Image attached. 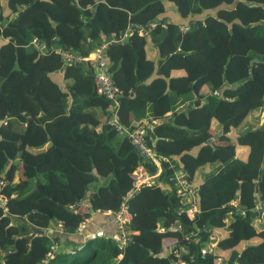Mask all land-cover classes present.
<instances>
[{"label":"trees","instance_id":"16d2710c","mask_svg":"<svg viewBox=\"0 0 264 264\" xmlns=\"http://www.w3.org/2000/svg\"><path fill=\"white\" fill-rule=\"evenodd\" d=\"M77 5L0 0V264H264V228L254 225L256 206L264 210V0ZM131 25L126 40L106 49L118 116L128 129L150 118L148 145L169 162L155 184L127 199L123 249L110 237L76 243L71 236L92 213L119 208L138 167H156L106 124L109 103L82 65L64 66L29 41L87 55ZM175 166L199 181L192 220L177 213L185 206L168 182ZM36 227L55 231L26 241ZM207 241L213 251L201 258ZM171 242L180 258L163 256Z\"/></svg>","mask_w":264,"mask_h":264},{"label":"built area","instance_id":"2783aa9c","mask_svg":"<svg viewBox=\"0 0 264 264\" xmlns=\"http://www.w3.org/2000/svg\"><path fill=\"white\" fill-rule=\"evenodd\" d=\"M73 2L78 7V0H73ZM133 27H135V25L128 27L127 30L118 38H114L113 36L105 38L97 44L96 48L92 52L87 55L77 54L61 47H47L44 42L38 40L37 38H32L29 41V45L36 49L39 54H46L48 52L57 54L61 58L64 66L82 65L85 69L84 72H86L93 80L96 94L103 97L109 103L108 108L106 109V124L113 128L119 136L128 139L132 147L143 158L151 161L156 167V172L153 174L148 173L142 167H138L134 172L135 177L132 190L123 198L122 203L115 212H107L113 215L115 223L114 232L111 234L110 239L119 249H123L125 247L130 236L129 224L132 216L127 207V199L141 187L155 184L162 170L161 162H169V160L165 158L159 159L148 145L146 139L147 133L152 131V128L148 126V123L143 122L136 125L132 129H128L121 124L118 116V90L114 86L110 74L107 72L106 49L111 43L123 42L126 40L132 32ZM180 30L182 32H186L187 28L181 27ZM138 31L141 36H146L148 32L147 29H140ZM174 168L175 169L173 170L172 175L168 178V182L170 183L175 195L179 197L181 204L185 206L184 208L179 209L177 213H185L186 216L192 220L197 213V187L188 179L180 167L175 166ZM3 186L4 183L0 181V188ZM0 204L2 206L5 205V197L1 194ZM235 205L236 203H233V206ZM260 209L261 206L257 205L255 211ZM240 214H243V212ZM173 228L182 232L179 225H174ZM160 231L163 232L164 229L162 228ZM214 237V234H210L211 239ZM183 240L186 244L193 243L191 237L188 235H184ZM55 248V245L50 247V251L47 253V259L51 258L52 252ZM213 248L214 243L212 241L203 242L200 249L201 258H204V256L208 253H212ZM168 255H171L173 258H180L181 253L172 248L168 252ZM178 264H183V262ZM215 264L224 263L221 260H216Z\"/></svg>","mask_w":264,"mask_h":264},{"label":"crops","instance_id":"0c3cea01","mask_svg":"<svg viewBox=\"0 0 264 264\" xmlns=\"http://www.w3.org/2000/svg\"><path fill=\"white\" fill-rule=\"evenodd\" d=\"M166 17L172 18L175 22L179 21L178 18H176L175 15H173V13H168L166 15ZM59 31H61V30H59ZM88 31L86 32V35L88 34ZM89 33H90V31H89ZM61 78H62L61 75L56 76V79H58V81L60 83H61ZM185 107H187V105H185L184 108ZM167 118L169 119L170 117L168 116ZM149 121H150V118H145L143 120V122H145V123H148ZM220 131L221 130L217 127L215 132L218 133ZM231 136L233 138H235L236 134L235 135L231 134ZM212 140L215 141L214 138ZM119 141H120V137L114 141V146H117ZM14 147L16 149H23L24 139H21L20 142L18 144H16ZM210 148H206V151H208ZM196 184L194 183V185H196ZM81 207H82L83 211L87 210L85 204ZM256 212H258V213H257V218L254 221V225L257 228H264V210L260 209V210H256ZM114 227H115L114 218H113V215L111 213L110 214L109 213L103 214V213H98V212L92 213L90 215V217L86 220V222L83 223L78 228V231L76 232V234L71 236V238H73L76 243H79L80 241L82 242L87 237L91 238V236L108 238L114 232ZM40 229L44 230V233H46V234H50L53 231H55L53 228H40ZM173 246L174 245L172 242L169 243L168 245H166L164 248V251H163V256H167L168 252L172 248H174Z\"/></svg>","mask_w":264,"mask_h":264},{"label":"water","instance_id":"95a60500","mask_svg":"<svg viewBox=\"0 0 264 264\" xmlns=\"http://www.w3.org/2000/svg\"><path fill=\"white\" fill-rule=\"evenodd\" d=\"M254 62H255V60H252V61H251V63H254ZM250 76H251V75H250ZM221 134H222V131L216 133L215 136H214V139H217ZM223 165H225V164H223ZM221 167H222V166H219V167L217 168V170H219ZM43 233H44V230H42V229L36 227V228H33V234H32V236L26 237L25 239H26V241L29 242V241L31 240V238H32L34 235H36V234H43ZM94 237H95V236H91V238H94Z\"/></svg>","mask_w":264,"mask_h":264}]
</instances>
